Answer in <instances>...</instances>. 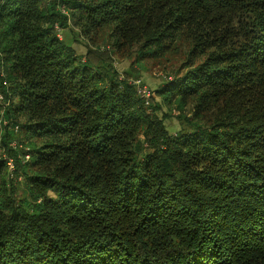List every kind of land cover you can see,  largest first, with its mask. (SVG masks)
<instances>
[{"label":"trees","instance_id":"obj_1","mask_svg":"<svg viewBox=\"0 0 264 264\" xmlns=\"http://www.w3.org/2000/svg\"><path fill=\"white\" fill-rule=\"evenodd\" d=\"M0 93V264H264V0H0Z\"/></svg>","mask_w":264,"mask_h":264},{"label":"rangeland","instance_id":"obj_2","mask_svg":"<svg viewBox=\"0 0 264 264\" xmlns=\"http://www.w3.org/2000/svg\"><path fill=\"white\" fill-rule=\"evenodd\" d=\"M72 29L73 30L71 31L73 32H71L68 28H65L63 31L59 30V32H62V34H60L62 36L66 35L70 37L68 42L72 44L77 50H79V53L86 52L85 44L87 43L92 51L89 58L90 60L99 64H102L101 61H106L107 63L114 65L118 70L119 77L128 80L130 83L136 79H140L138 78L139 73H137L136 67H130V60L127 58V53H121L116 48L113 43L114 40L109 37L108 32H101L92 39L84 36H76L78 33V29L76 27H72ZM187 48L188 45L183 42L179 44L177 53L168 52V55L166 54L162 58L146 60L143 67L144 71L141 76L142 81H144L147 85L154 89L155 86L159 82H161L162 79H164V77H166L167 75L173 76L174 72H177L179 69H181V65H183L184 61H186ZM165 108L170 111L172 116H177L178 114H180L177 108H175V105H172L170 107L165 106ZM3 111L4 110L0 108V127L4 130L7 121ZM190 111L191 109L188 108L187 112ZM167 123L171 131L177 130L178 126L175 120H173L172 122L167 121ZM18 137H20L19 140L25 139L22 137V135H19ZM16 142L13 141L11 144H16ZM0 155L5 156L1 146Z\"/></svg>","mask_w":264,"mask_h":264},{"label":"built area","instance_id":"obj_3","mask_svg":"<svg viewBox=\"0 0 264 264\" xmlns=\"http://www.w3.org/2000/svg\"><path fill=\"white\" fill-rule=\"evenodd\" d=\"M132 83L137 86L138 93L144 98V100L146 101V104H148L150 102V94H151V90L148 87V85L145 84L142 81V79H136ZM0 102L3 104H6L4 96L1 93H0ZM27 157L29 158V156ZM8 164L10 168H13V163L11 159L8 161Z\"/></svg>","mask_w":264,"mask_h":264}]
</instances>
